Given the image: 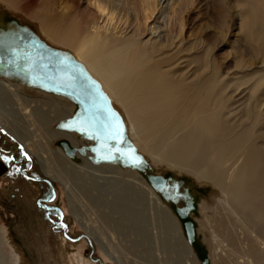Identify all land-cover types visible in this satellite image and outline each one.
<instances>
[{
    "label": "bare ground",
    "instance_id": "obj_1",
    "mask_svg": "<svg viewBox=\"0 0 264 264\" xmlns=\"http://www.w3.org/2000/svg\"><path fill=\"white\" fill-rule=\"evenodd\" d=\"M128 1L132 12L114 0H92L90 23L78 15L76 0L68 11L63 7L56 19H38L28 14L21 2L0 0L5 13L32 22L36 35L23 38L17 22L6 20L0 13V118L5 121L2 126L6 134L16 137L37 159L46 177L43 179L49 178L54 187L64 186L72 214L88 239L103 251L106 262L111 257L122 264L120 256L114 255L121 248H114L109 231L128 240L131 253L144 254V264H152L149 259L156 251L176 253L181 257L178 264L187 261L184 258L188 251L180 247L183 238L176 236L179 225L172 211L153 204L157 207L154 225L162 228L165 238L157 244L148 231L147 197L132 185L135 180L155 196L136 170L147 163L156 174L169 171L175 179L190 180L196 188L209 189L213 205H230L232 216L225 219L218 216L220 211H214L216 215L205 217V224H201L215 243L222 237V254L212 256L214 264L216 260L217 264H264V204L259 205L256 199L264 190V157L256 153L264 155V145L258 147L256 140L263 138L264 133L255 132L258 120L247 107L235 121L234 98L218 92L221 81L212 58L198 61L192 80L187 72H179V52L172 47L176 39L182 44L184 38L183 26L178 32L175 30L178 23L175 26L174 5L172 11L164 10L162 23L156 13L159 0ZM150 22L156 27L149 28ZM1 24L18 41L9 40ZM149 34H157L158 44L143 42ZM4 69L56 95L43 94L25 80L15 81ZM52 71L61 77L62 84L53 81ZM76 73L84 85L74 83L72 77ZM2 109L12 118V124L7 125ZM78 109L82 110V119L74 121ZM61 122L64 128H55ZM117 124L119 137L114 135ZM30 137L40 138L41 155H35L28 146ZM243 156L241 171L234 176V167ZM25 158L29 159L27 154ZM121 179L127 182L124 189L115 184ZM27 189L37 194L36 185L27 184ZM83 199L88 205H77ZM200 205L204 208L208 203L203 201ZM83 206L96 216L91 228L86 227L89 223L84 224ZM239 220L246 224L242 238L237 237L236 223L232 222ZM41 225L49 230L44 219ZM51 237L56 239L53 234ZM58 237L61 247L81 264H92ZM192 264L199 263L192 258Z\"/></svg>",
    "mask_w": 264,
    "mask_h": 264
},
{
    "label": "rangeland",
    "instance_id": "obj_2",
    "mask_svg": "<svg viewBox=\"0 0 264 264\" xmlns=\"http://www.w3.org/2000/svg\"><path fill=\"white\" fill-rule=\"evenodd\" d=\"M17 1L21 2L23 6H26L28 14L37 16L38 19H56L62 14L63 7L67 8L64 11H68L73 5V0ZM159 1L156 13H158L160 21L162 23L165 22L164 10L172 11L171 6L174 5L177 11V22L175 26L178 23L175 30L178 32L183 26L181 31L184 38L183 43L180 44L178 39H176L175 45L172 47L174 52H179L177 56L178 61L176 63L179 65V72H187V75L190 77L189 80H192L196 75V73H194L195 69L199 66L198 61L201 59L210 61L209 58H212V64L218 71L217 75L219 76V81H221L219 84L220 91L218 92H223V95L233 96L234 98V106L232 109L235 110V121L240 119L241 110L249 107L253 117L256 121L258 120L257 123H259L255 132L258 133V131H262L264 133V0ZM76 2L78 15H81L85 20L87 18V21L92 23L93 17L89 12V8L92 6V0H76ZM114 2L120 5H125L126 2L127 5H123V7L132 12V4L128 0H114ZM161 7L163 10H161ZM0 13L5 16L6 20L12 19L14 22H17L15 25L20 30L19 34L23 38L28 40L36 36L34 34L35 28L32 22H26L19 16L15 17L14 13H5V10L1 8ZM1 26L9 35V40L18 41L8 32L6 26L2 24ZM154 27H156V24L150 22L149 28L152 29ZM108 28L110 32L111 28L107 27V29ZM250 31H252V33H250ZM261 31L263 34H261ZM131 34L132 33L129 35ZM156 36L157 34H149L143 39V42H157L158 44V40L160 39H157ZM7 41L8 40H6V42ZM5 43L4 46L6 48ZM28 44H30V42H27L26 45ZM24 47L25 46H23V49ZM61 53L63 55L66 54L62 51ZM11 54L12 51H10V55ZM6 57L7 54L5 53V58ZM4 60L2 61V65H4ZM4 71L6 75L14 77L15 81H21L20 83H31L30 85L33 88L42 90L43 94L56 95L52 90L46 89L28 78L7 72L5 69ZM210 72L207 75L211 74ZM50 73L55 83L62 84V82H60V76L56 75L53 71ZM72 78L74 83L78 86H82L85 83L77 73L74 74ZM22 80L25 81L23 82ZM254 91L257 92L256 97H253ZM2 110L5 112V109ZM81 114L82 110L78 109L74 114V121L82 119ZM4 115H6L5 120L7 121V125L12 124L11 121H9L12 119L10 115H7L6 112ZM2 123L4 124L5 121L3 118H0V131L6 133ZM63 125L64 123L61 122L57 124L55 128H64ZM6 135L8 137L7 141L5 137L0 134V264H81L79 259H76L68 253V249L61 247L58 236H60L64 242L74 246V251H80L88 263L100 264L99 262L101 261L102 264H117L114 260L115 258L111 257H107L109 261L106 262L103 251L90 239L93 242L92 252L90 244L87 239L83 237L87 235L86 232L82 229L80 223L71 212V205H68L70 204L68 192L63 185L57 184V187H54L56 192L54 201L50 204H46L50 208H53V210L47 211L38 205V202L42 199L51 200L54 197L53 191L48 184L31 181L22 174L24 169H28L32 165L30 171L26 172L29 177L34 179L46 178L37 159L29 154L27 148L21 144L16 137H9L8 134ZM30 138L28 140V146L35 155H41L43 147L40 138ZM263 140L264 137L258 138V140H256V145L258 147L260 145L263 146ZM126 142H129L128 137L126 138ZM39 144L41 146H39ZM126 144L124 146L125 150ZM256 153L264 157L263 153L257 151ZM23 154H27L30 160L24 158L22 161ZM243 162H245L244 156L242 158L239 157L234 167V176L238 174V171H241L240 169ZM136 170L145 181V187L149 185L155 193V196H152L145 188V190H143V187L138 184L137 181L134 180V182H132L134 187L138 186L136 190L142 191L147 198L150 196L149 199L146 198V205L149 207L146 209V213L150 219L147 228L154 240H156L155 243L157 242L158 244L162 240L161 238H165L162 228H159L158 225H154L155 223L153 220L157 208H155L154 205H161L162 207L164 206V208L166 207L169 211H172L173 217L175 216L174 219L176 218L175 220L178 222L179 229L176 236L177 238H183L180 242V247L183 250L186 248L188 251L187 256L184 258V260H187L185 264H192V258H195L199 264H214L212 256L222 254V248L220 247L222 237L218 238V241L215 243L212 240L213 237L207 236V232L201 229V224L203 222V224H205V217L215 216L216 214L214 211H220L219 213L221 214H218V216H224L225 219L228 218V216L232 214L230 212V205H213L211 199L213 195L209 189L196 188L190 180L187 182L185 179H175L176 177L169 171H158V174H156L147 163L138 167ZM230 172L227 174L230 175ZM47 179L50 180L49 178ZM121 182L126 185H123ZM124 182L121 179V181L115 182V184H117L118 188L124 189L127 187V182ZM100 183L103 184L105 182L101 180ZM27 184L36 185L38 188V190L36 189L37 194L33 193L32 190H28ZM94 194L96 195L97 193L95 192ZM256 199H258L257 202L259 205L264 204V190H260ZM83 201L84 202L81 201L77 203V205H88L86 200L83 199ZM200 201H207L208 206L204 205V208H202ZM215 206L216 209L214 208ZM207 207H209L212 212H209ZM58 209L64 214L63 224L61 213ZM81 210L82 213L81 211L80 213L82 215L84 214L82 218L85 226L89 223L86 227L91 228V225H93L92 223L96 221V216L92 214L93 212L91 210L89 211L88 206H83ZM90 214L91 216H89ZM236 217L238 219V216ZM42 219L48 223L49 230H45L41 225ZM239 221L232 222L236 223L234 225V231L237 237L242 238L246 224ZM261 224L264 226V222ZM94 225L96 226L98 224ZM65 226L68 228L67 235L71 240L66 237ZM108 233L111 241H113L112 244L114 248L117 250L121 248L120 252L118 251L117 255L116 253L114 255L120 256L118 258L122 264L123 262L124 264L145 263L141 260L142 256L145 257L144 254L141 255L138 252H130L131 249L128 248H130L131 244L128 240H124V238L117 236V234L113 232L109 231ZM51 234H53L56 239L51 237ZM184 243H186L187 246L186 244L184 245ZM124 246L127 249L122 248ZM61 253H63V256H61ZM91 254L94 261L91 259ZM149 260L152 264H178L181 257H178L176 253L156 251L153 259L150 258ZM215 262V264H217L218 260Z\"/></svg>",
    "mask_w": 264,
    "mask_h": 264
},
{
    "label": "water",
    "instance_id": "obj_3",
    "mask_svg": "<svg viewBox=\"0 0 264 264\" xmlns=\"http://www.w3.org/2000/svg\"><path fill=\"white\" fill-rule=\"evenodd\" d=\"M0 134H2V135L5 137L6 141H7L8 137H7L6 133H4L3 131H0ZM2 150H3V149H2ZM3 151H4V150H3ZM25 157H26V154H23V157H22L21 160L23 161V159H24ZM17 163H19V162H17ZM31 167H32V165H31ZM31 167H30V168H31ZM30 168H28V169H24V170L22 171V174H23L27 179H29V180H31V181H37V182L41 181V182H44V183L48 184V185L50 186V188L52 189V191H53V196H54V197H53L51 200L42 199V200H40V201L38 202V205H39L40 207H42L43 209L47 210V211H51V210H53V208H50L48 205H46V203H48V204L52 203V202L54 201L55 196H56V192H55V188H54L53 184H52L50 181L46 180V179L40 180V179H34V178L29 177V176L27 175L26 172L29 171ZM44 203H45V204H44ZM58 210H59L60 213H61V220H62V224H63L64 214H63V212H62L60 209H58ZM65 227H66V233H65V234H66V237L69 238V236L67 235L68 228H67V226H65ZM83 237H84L85 239H87V241L89 242V244H90V246H91V248H92V252H93V245H92L91 240L88 239L87 235H84ZM69 239L71 240V238H69ZM91 259L94 261L92 254H91ZM99 263L102 264L101 261H100Z\"/></svg>",
    "mask_w": 264,
    "mask_h": 264
},
{
    "label": "snow or ice",
    "instance_id": "obj_4",
    "mask_svg": "<svg viewBox=\"0 0 264 264\" xmlns=\"http://www.w3.org/2000/svg\"><path fill=\"white\" fill-rule=\"evenodd\" d=\"M114 135H115L116 137H119V135H120V131H119V126H118V124L115 126V132H114ZM133 158H136V157H133ZM5 159H7V158H5Z\"/></svg>",
    "mask_w": 264,
    "mask_h": 264
},
{
    "label": "flooded vegetation",
    "instance_id": "obj_5",
    "mask_svg": "<svg viewBox=\"0 0 264 264\" xmlns=\"http://www.w3.org/2000/svg\"><path fill=\"white\" fill-rule=\"evenodd\" d=\"M31 169V168H30ZM30 171V170H29ZM40 180H41V178H39ZM34 182H37V181H34ZM38 183H42L41 181H39ZM46 204H48V203H46ZM89 243V242H88Z\"/></svg>",
    "mask_w": 264,
    "mask_h": 264
}]
</instances>
